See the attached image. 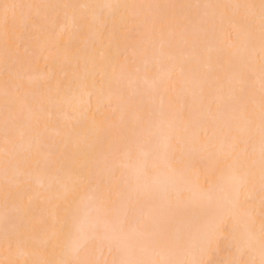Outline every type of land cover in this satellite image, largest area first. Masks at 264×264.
Segmentation results:
<instances>
[{
    "label": "snow or ice",
    "instance_id": "snow-or-ice-1",
    "mask_svg": "<svg viewBox=\"0 0 264 264\" xmlns=\"http://www.w3.org/2000/svg\"><path fill=\"white\" fill-rule=\"evenodd\" d=\"M49 21L82 37L59 99L23 71ZM0 37V264H264V0H0ZM94 103L131 129L100 152ZM90 114L91 142L45 135Z\"/></svg>",
    "mask_w": 264,
    "mask_h": 264
},
{
    "label": "bare ground",
    "instance_id": "bare-ground-1",
    "mask_svg": "<svg viewBox=\"0 0 264 264\" xmlns=\"http://www.w3.org/2000/svg\"><path fill=\"white\" fill-rule=\"evenodd\" d=\"M23 2L33 3H53V4H89V3H131V2H177V3H193V4H214L235 2V0H23ZM247 2L259 3V0H247ZM61 22L63 11H60ZM230 39L232 42L238 41L237 33L228 27L227 32L220 38ZM32 48L36 51V55L28 57L23 63V71L31 78L33 87L38 95L44 97H57V86L67 87L70 83L75 87L80 78L84 74L83 61L80 56L82 48V37L73 35L70 31L60 32L59 27L53 28L50 21L45 23L42 31L34 33L32 37ZM5 79L3 67V39L0 37V92L3 88V80ZM172 83L174 88L179 91L181 88V78L178 73L173 74ZM128 96H132V103L138 104L139 99L133 96V90L129 89ZM115 107V105H114ZM93 113H95V121L98 129H102L103 140L96 144L95 151L100 152L107 149L108 143L119 140L125 135L131 134L130 128H125L119 124V112L113 116L111 109H102L97 111L95 103L93 104ZM77 121L72 120L65 125L61 118V123L57 125L55 122L49 124L45 135L52 141L59 142L67 139L68 132H71L73 141L77 139L89 138L91 142L95 137L92 135L90 120ZM71 195V194H70ZM0 233H2V223H0ZM226 253L221 252L217 259H222ZM7 250V246L0 239V260L8 261L15 259Z\"/></svg>",
    "mask_w": 264,
    "mask_h": 264
}]
</instances>
